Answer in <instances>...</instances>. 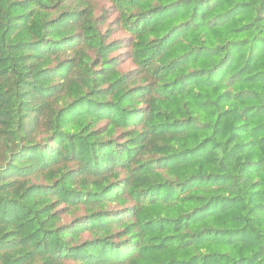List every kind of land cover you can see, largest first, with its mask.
Returning a JSON list of instances; mask_svg holds the SVG:
<instances>
[{"label":"trees","instance_id":"trees-1","mask_svg":"<svg viewBox=\"0 0 264 264\" xmlns=\"http://www.w3.org/2000/svg\"><path fill=\"white\" fill-rule=\"evenodd\" d=\"M0 264H264V0H0Z\"/></svg>","mask_w":264,"mask_h":264},{"label":"rangeland","instance_id":"rangeland-1","mask_svg":"<svg viewBox=\"0 0 264 264\" xmlns=\"http://www.w3.org/2000/svg\"><path fill=\"white\" fill-rule=\"evenodd\" d=\"M71 216H67V218H70Z\"/></svg>","mask_w":264,"mask_h":264}]
</instances>
